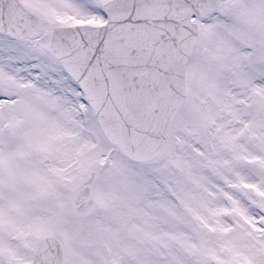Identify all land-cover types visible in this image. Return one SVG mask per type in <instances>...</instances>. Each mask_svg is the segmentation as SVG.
<instances>
[{
    "label": "snow or ice",
    "instance_id": "1",
    "mask_svg": "<svg viewBox=\"0 0 264 264\" xmlns=\"http://www.w3.org/2000/svg\"><path fill=\"white\" fill-rule=\"evenodd\" d=\"M0 264H264V0H0Z\"/></svg>",
    "mask_w": 264,
    "mask_h": 264
}]
</instances>
